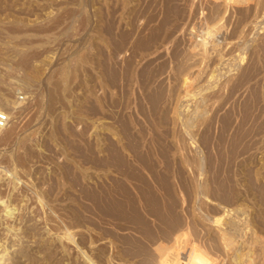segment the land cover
Instances as JSON below:
<instances>
[{"label": "rangeland", "instance_id": "rangeland-1", "mask_svg": "<svg viewBox=\"0 0 264 264\" xmlns=\"http://www.w3.org/2000/svg\"><path fill=\"white\" fill-rule=\"evenodd\" d=\"M0 108V264H264V0H0Z\"/></svg>", "mask_w": 264, "mask_h": 264}, {"label": "bare ground", "instance_id": "bare-ground-1", "mask_svg": "<svg viewBox=\"0 0 264 264\" xmlns=\"http://www.w3.org/2000/svg\"><path fill=\"white\" fill-rule=\"evenodd\" d=\"M174 9V8H173ZM172 9V10H173ZM167 11V10H166ZM174 12V11H173ZM166 15L163 17L164 19H165V21H164V19H163V22H162V24L165 22H168L167 20H168V17L169 16H171V13H170V11H168L167 13H165ZM173 15V14H172ZM174 16V15H173ZM172 17V16H171ZM170 20V19H169ZM161 25V24H160ZM163 26H165V25H163ZM160 28H159V30H155V32L152 34V39H153V37H155V36H157L159 33H160V31H161V29L163 28L162 26H159ZM121 36H122V34H121ZM120 36V37H121ZM122 40H121V42L120 43H124L125 42V39H126V36L125 35H123L122 37ZM200 38L202 39V37L200 36ZM199 38V39H200ZM149 39V38H148ZM199 39H198V41H199ZM151 40V39H150ZM149 40V41H150ZM200 41H202V40H200ZM148 41L147 40H145L144 41V44L145 43H147ZM199 43V42H198ZM200 44V43H199ZM119 47V46H118ZM15 107V105L14 104H11L10 106H9V108H8V110L11 112V110H12V108H14ZM0 111H5V110H3V109H1L0 108ZM5 113H7L8 114V112L7 111H5ZM8 116L10 117V115L8 114ZM1 128V127H0ZM132 146H133V149H137V145H135L134 143L132 144ZM140 157H141V159H145L146 157H144L143 155H139ZM121 190L123 191V193L125 194V196L127 195V191L125 190V189H122L121 188ZM86 194H87V197L89 196V197H91V196H93L92 194H91V192L90 191H88L87 190V192H86ZM92 198V197H91ZM96 197L94 196V199H95ZM97 198H99L100 199V201L99 202H101V204L104 206V208L106 209V210H109V209H111V207L109 208V203L108 202H106V198L103 196H100V197H98L97 196ZM96 198V199H97ZM98 200V199H97ZM153 200H154V202H155V204L156 203H158L157 201V198L155 197V196H153ZM107 201H109V200H107ZM117 202V201H116ZM125 202H127L128 204H131L132 205V207L134 208L133 210H134V213H135V215H138V214H136L137 212H136V206L134 205V203H131L130 201H125ZM119 204H120V209H121V211H125V205L122 203V202H120L119 201ZM107 207V208H106ZM114 211V210H113ZM120 211V210H119ZM157 212H156V214L157 215H163V211L162 210H160V209H157L156 210ZM136 218H137V220H140V219H138V218H140L139 217V215L138 216H136ZM150 233L153 235L154 234V232H152L151 230H150Z\"/></svg>", "mask_w": 264, "mask_h": 264}, {"label": "built area", "instance_id": "built-area-1", "mask_svg": "<svg viewBox=\"0 0 264 264\" xmlns=\"http://www.w3.org/2000/svg\"><path fill=\"white\" fill-rule=\"evenodd\" d=\"M9 123V116L5 111H0V127H6Z\"/></svg>", "mask_w": 264, "mask_h": 264}]
</instances>
